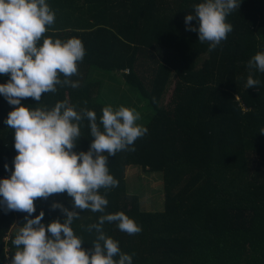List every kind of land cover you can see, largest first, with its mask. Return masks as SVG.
I'll return each mask as SVG.
<instances>
[{
  "label": "trees",
  "instance_id": "16d2710c",
  "mask_svg": "<svg viewBox=\"0 0 264 264\" xmlns=\"http://www.w3.org/2000/svg\"><path fill=\"white\" fill-rule=\"evenodd\" d=\"M46 2L56 18L45 37L78 38L85 47L80 74L71 78L80 86L57 85L40 102L27 98L21 103L50 109L67 99L77 111H95L99 122L104 108L98 100L100 82L89 79L99 71L111 79L120 73L151 112L148 133L135 141L136 150L108 159L119 184L100 189L109 201L105 213L85 210L73 221L82 246L90 249L95 240L89 224L123 211L140 233L128 235L107 222L103 230L132 255V264H264V135L259 133L264 128V73L247 67L253 55L264 52V0H238L240 7L227 16L233 31L211 52L185 24L194 5L204 0ZM191 23L198 28L197 20ZM250 72L260 81L256 88L245 87ZM9 79L0 75V83ZM14 107L0 95V180L10 178L5 164L14 170L17 155L14 130L4 123ZM88 124L80 122L74 151L89 150ZM128 166L161 175L162 211H141L138 197L125 191ZM53 203L73 210L67 193L53 194L35 201L32 218L44 211L45 225L63 222L65 214L52 209ZM26 216L0 204V264H10L16 251L13 230L23 226Z\"/></svg>",
  "mask_w": 264,
  "mask_h": 264
},
{
  "label": "clouds",
  "instance_id": "9594fccd",
  "mask_svg": "<svg viewBox=\"0 0 264 264\" xmlns=\"http://www.w3.org/2000/svg\"><path fill=\"white\" fill-rule=\"evenodd\" d=\"M240 4L238 0H204L185 17L186 30L198 32L199 42L208 43L211 52L233 31L227 16ZM55 18L46 0H0V75L10 77L7 83H0V95L16 106L4 123L14 130L17 152L14 170L5 164L11 176L0 180V204L7 211L27 213L12 241L16 251L10 264H132V255L123 253L118 241L103 230L107 222L128 235L140 233L141 227L123 211L103 214L87 226L89 233H96L90 249L82 246L83 239L71 225L85 210L105 213L109 201L100 189L119 184L110 174L108 159L118 152H134L135 141L148 133L147 127L137 123L142 119L140 112L105 106L98 122L95 111L86 107L77 111L67 99L50 109L21 103L27 98L40 102L43 94L55 93L57 85L80 86L79 80L71 78L80 74L78 65L85 57V47L78 38H46ZM194 19L198 28L192 26ZM247 67L264 73V52L253 55ZM259 84L250 72L245 87ZM85 119L93 139L88 151L77 152L80 122ZM259 133L264 135V128ZM62 193L72 198L73 210L60 203L51 207L65 214L63 222L56 219L45 225L44 211L32 218L37 199Z\"/></svg>",
  "mask_w": 264,
  "mask_h": 264
},
{
  "label": "rangeland",
  "instance_id": "374dc122",
  "mask_svg": "<svg viewBox=\"0 0 264 264\" xmlns=\"http://www.w3.org/2000/svg\"><path fill=\"white\" fill-rule=\"evenodd\" d=\"M111 76L114 79H111L110 74L105 72H92L89 79L100 82L98 100L102 102L103 107L125 106L135 109L140 112L142 117L137 123L145 126L151 117V112L148 111L145 103H142L137 94L124 85L120 73H112ZM123 176L125 191L138 197L141 211L155 212L164 209V189L160 174L149 173L136 166H128L125 168ZM17 231L13 230V232Z\"/></svg>",
  "mask_w": 264,
  "mask_h": 264
}]
</instances>
